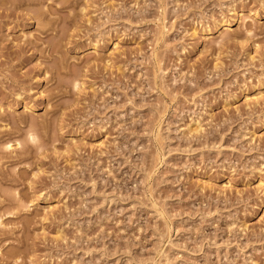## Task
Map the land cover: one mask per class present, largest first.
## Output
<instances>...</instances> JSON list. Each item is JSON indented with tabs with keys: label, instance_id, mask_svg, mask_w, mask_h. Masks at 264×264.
Masks as SVG:
<instances>
[{
	"label": "rangeland",
	"instance_id": "1",
	"mask_svg": "<svg viewBox=\"0 0 264 264\" xmlns=\"http://www.w3.org/2000/svg\"><path fill=\"white\" fill-rule=\"evenodd\" d=\"M0 264H264V0H0Z\"/></svg>",
	"mask_w": 264,
	"mask_h": 264
},
{
	"label": "bare ground",
	"instance_id": "2",
	"mask_svg": "<svg viewBox=\"0 0 264 264\" xmlns=\"http://www.w3.org/2000/svg\"><path fill=\"white\" fill-rule=\"evenodd\" d=\"M9 145H10V144H9ZM9 145H8V146H9ZM11 147H12V146H11Z\"/></svg>",
	"mask_w": 264,
	"mask_h": 264
}]
</instances>
